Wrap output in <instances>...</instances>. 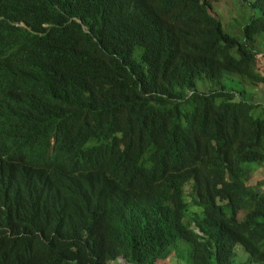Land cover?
I'll use <instances>...</instances> for the list:
<instances>
[{
	"label": "trees",
	"instance_id": "1",
	"mask_svg": "<svg viewBox=\"0 0 264 264\" xmlns=\"http://www.w3.org/2000/svg\"><path fill=\"white\" fill-rule=\"evenodd\" d=\"M212 1L0 0V140L31 158L0 264H264V117L225 86L264 83V0L240 39Z\"/></svg>",
	"mask_w": 264,
	"mask_h": 264
},
{
	"label": "rangeland",
	"instance_id": "2",
	"mask_svg": "<svg viewBox=\"0 0 264 264\" xmlns=\"http://www.w3.org/2000/svg\"><path fill=\"white\" fill-rule=\"evenodd\" d=\"M212 14L216 16L223 27V30L232 36L240 39L242 27L252 18L256 17L258 14L254 11L248 2H243L242 0H213L211 3ZM256 48L258 51L264 53V40L261 37H256ZM261 67L257 68V72L264 76V59L260 58ZM257 65V63H256ZM231 78L233 83L225 84L226 87H233L234 90L240 92V96L251 103L254 108V116L258 114H263L264 117V83H250L244 82L240 83L237 76L233 75ZM239 80H238V79ZM240 83V84H239ZM205 90L212 88L208 83L206 84ZM203 87L202 82L197 83V91L200 93ZM251 172L248 174L246 184L249 185L250 189H259L264 193V162L258 164H250ZM238 256L235 258L237 262L247 261L249 254L242 250L240 246L237 249ZM183 259V258H182ZM188 263L187 259H183ZM120 261V260H119ZM160 264H185L183 261L178 260L173 252L170 253V257Z\"/></svg>",
	"mask_w": 264,
	"mask_h": 264
},
{
	"label": "clouds",
	"instance_id": "3",
	"mask_svg": "<svg viewBox=\"0 0 264 264\" xmlns=\"http://www.w3.org/2000/svg\"><path fill=\"white\" fill-rule=\"evenodd\" d=\"M30 163L31 158L26 157L22 152V141L17 139L0 140V178L8 174L11 167L17 171ZM118 263L124 262L120 260Z\"/></svg>",
	"mask_w": 264,
	"mask_h": 264
},
{
	"label": "water",
	"instance_id": "4",
	"mask_svg": "<svg viewBox=\"0 0 264 264\" xmlns=\"http://www.w3.org/2000/svg\"><path fill=\"white\" fill-rule=\"evenodd\" d=\"M119 264H124V263H119Z\"/></svg>",
	"mask_w": 264,
	"mask_h": 264
}]
</instances>
